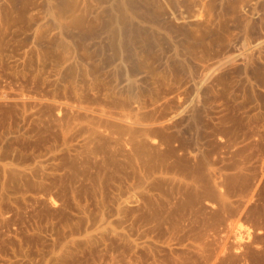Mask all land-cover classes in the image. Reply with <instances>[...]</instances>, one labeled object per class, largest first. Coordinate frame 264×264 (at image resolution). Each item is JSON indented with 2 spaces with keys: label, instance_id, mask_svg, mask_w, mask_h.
Returning a JSON list of instances; mask_svg holds the SVG:
<instances>
[{
  "label": "rangeland",
  "instance_id": "rangeland-1",
  "mask_svg": "<svg viewBox=\"0 0 264 264\" xmlns=\"http://www.w3.org/2000/svg\"><path fill=\"white\" fill-rule=\"evenodd\" d=\"M0 264H264V0H0Z\"/></svg>",
  "mask_w": 264,
  "mask_h": 264
}]
</instances>
